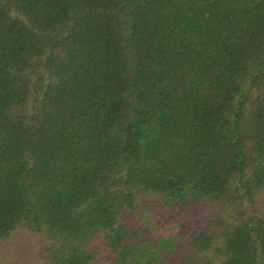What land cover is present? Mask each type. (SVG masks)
<instances>
[{
    "label": "trees",
    "instance_id": "16d2710c",
    "mask_svg": "<svg viewBox=\"0 0 264 264\" xmlns=\"http://www.w3.org/2000/svg\"><path fill=\"white\" fill-rule=\"evenodd\" d=\"M0 264H264V0H0Z\"/></svg>",
    "mask_w": 264,
    "mask_h": 264
},
{
    "label": "rangeland",
    "instance_id": "374dc122",
    "mask_svg": "<svg viewBox=\"0 0 264 264\" xmlns=\"http://www.w3.org/2000/svg\"><path fill=\"white\" fill-rule=\"evenodd\" d=\"M170 228H171V227H170ZM170 228H167V230L170 229ZM23 241H25V240L23 239Z\"/></svg>",
    "mask_w": 264,
    "mask_h": 264
}]
</instances>
